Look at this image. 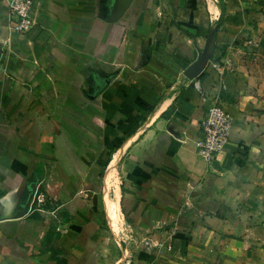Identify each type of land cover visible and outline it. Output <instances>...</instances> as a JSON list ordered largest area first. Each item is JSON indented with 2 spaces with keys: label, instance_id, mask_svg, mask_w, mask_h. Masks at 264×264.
I'll use <instances>...</instances> for the list:
<instances>
[{
  "label": "crops",
  "instance_id": "crops-1",
  "mask_svg": "<svg viewBox=\"0 0 264 264\" xmlns=\"http://www.w3.org/2000/svg\"><path fill=\"white\" fill-rule=\"evenodd\" d=\"M33 4L0 0V264H264V0Z\"/></svg>",
  "mask_w": 264,
  "mask_h": 264
},
{
  "label": "built area",
  "instance_id": "built-area-1",
  "mask_svg": "<svg viewBox=\"0 0 264 264\" xmlns=\"http://www.w3.org/2000/svg\"><path fill=\"white\" fill-rule=\"evenodd\" d=\"M4 1L9 17V31L20 35L27 34L34 25L31 17L33 0ZM232 125L231 115L222 109L216 100L209 101L199 121L198 155L212 163L218 154L227 149Z\"/></svg>",
  "mask_w": 264,
  "mask_h": 264
},
{
  "label": "rangeland",
  "instance_id": "rangeland-1",
  "mask_svg": "<svg viewBox=\"0 0 264 264\" xmlns=\"http://www.w3.org/2000/svg\"><path fill=\"white\" fill-rule=\"evenodd\" d=\"M117 177H120V174H116L115 175V179L117 178ZM40 207L42 208V211L43 210H48V209H51V208H56L57 207V205H56V203L54 202V200H52L51 198H49L47 195H42V198H41V205H40ZM59 214H60V211H59ZM117 217H119V219L117 218ZM116 219V220H115ZM118 219V220H117ZM114 220L115 221H113V226H112V228L114 227V231L115 232H117V231H121L122 229L121 228H123V226L125 227V229H128V230H132V231H136V230H138L139 229V227L137 226L138 225V223L137 222H130V221H127V222H125V219H123V217H122V215L121 216H114ZM117 221V222H116ZM120 221V222H119ZM115 223V224H114ZM116 228V229H115ZM132 234V233H131ZM136 235V234H135ZM128 240L130 241V243H131V245L130 246H132V247H134L133 248V250L135 251V252H133V253H136V251H137V248H138V246H139V244L141 243V242H143L142 243V246H144L145 247V249L149 246V244H148V242L149 241H151L152 239H148V238H146V239H141V238H137L136 236H134V237H132V238H130V239H127L126 241L128 242ZM144 241L146 242V243H144Z\"/></svg>",
  "mask_w": 264,
  "mask_h": 264
},
{
  "label": "bare ground",
  "instance_id": "bare-ground-1",
  "mask_svg": "<svg viewBox=\"0 0 264 264\" xmlns=\"http://www.w3.org/2000/svg\"><path fill=\"white\" fill-rule=\"evenodd\" d=\"M116 161H117V160H116ZM111 167H112V166H111ZM114 201H115V200H114ZM120 214H121V213H120ZM115 220H116V219H115ZM115 220H114V221H115ZM116 222H117V221H116ZM119 222H120V221H119ZM114 224H115V223H114ZM113 229H114V227H113ZM115 229H116V228H115ZM117 237H118V236H117Z\"/></svg>",
  "mask_w": 264,
  "mask_h": 264
}]
</instances>
